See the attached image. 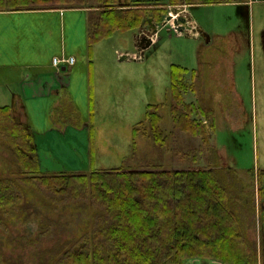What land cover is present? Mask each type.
Segmentation results:
<instances>
[{
	"label": "rangeland",
	"instance_id": "rangeland-1",
	"mask_svg": "<svg viewBox=\"0 0 264 264\" xmlns=\"http://www.w3.org/2000/svg\"><path fill=\"white\" fill-rule=\"evenodd\" d=\"M91 1L75 0L76 4L70 7L86 8ZM166 1L133 0L141 5ZM244 2L248 3L188 8V23L197 24L192 28L196 36H188L189 32L180 36L169 23L159 24L157 45L145 52L143 61L119 57V53L128 50L138 52L133 42L138 31L119 33L88 47L87 14L69 9L66 4L40 7L68 9L62 15H34L21 20H28L27 30L40 31L39 39L49 45L55 37L50 56L59 55L61 48L67 46L78 62L66 72L72 77L70 88L78 114L65 110L54 119L52 103L46 101L37 102L31 109L40 137L37 142L43 172L48 174V168H55L59 172L89 173L91 126L97 169L131 167L138 171L160 165L166 170H213L227 191L230 209L239 220L256 264H264V0ZM172 9L175 16L185 14V8ZM175 64L197 70L200 75L196 89L190 87L185 101L215 113V134L207 118L195 114L205 123L210 136L208 146L201 138L183 135L174 128L170 86L171 66ZM91 75L94 120L90 118ZM185 80L191 85L190 74ZM150 104L160 108L168 145L159 150L147 137L145 142L138 141L135 152L133 127L145 120ZM21 174L22 168L0 138V179H17ZM95 214L93 208L74 205L55 212L27 191L26 204L19 209L0 207V254L4 264H55L57 259L51 251L67 246L77 248L83 236L90 233ZM188 263L222 264L200 259Z\"/></svg>",
	"mask_w": 264,
	"mask_h": 264
},
{
	"label": "trees",
	"instance_id": "trees-1",
	"mask_svg": "<svg viewBox=\"0 0 264 264\" xmlns=\"http://www.w3.org/2000/svg\"><path fill=\"white\" fill-rule=\"evenodd\" d=\"M239 2L241 0H167L141 5L132 0H93L86 7L89 9V47L111 38L116 32L139 29L148 23L149 13L161 24L172 6ZM54 3L79 8L70 7L76 4L75 0H0V12L44 9L40 7ZM187 74L192 76L191 85L185 80ZM199 76L197 70L171 66L170 88L174 100L171 111L176 130L195 139L201 138L208 146L210 136L205 123L195 114L206 117L215 134V113L185 101L190 87L196 89ZM159 111V106L148 105L145 120L133 127L135 152L139 148L138 141L145 142L147 137L152 138L159 150L168 145ZM93 116L91 108L90 117ZM0 138L22 168L21 177L17 179H0V207L19 209L26 204L27 191H32L55 212L69 205L96 211L90 233L83 236L77 248L67 246L51 251L57 259L55 264H189L192 259L256 264L240 231L239 220L230 209L227 191L213 170H166L160 165L138 171H132L131 167L97 169L91 126L89 173L47 174L41 170L33 133L15 117L10 107L0 109ZM161 156L164 158L165 154ZM0 264H4L1 254Z\"/></svg>",
	"mask_w": 264,
	"mask_h": 264
},
{
	"label": "crops",
	"instance_id": "crops-1",
	"mask_svg": "<svg viewBox=\"0 0 264 264\" xmlns=\"http://www.w3.org/2000/svg\"><path fill=\"white\" fill-rule=\"evenodd\" d=\"M244 1L245 0H241V2L239 3H248ZM225 5H232V4H225ZM183 8H185L187 13L186 16L188 17L189 12L187 9L190 7L186 6ZM69 9H73V8H69ZM75 9L81 10L82 13L85 12L87 16H89L88 8L81 7ZM67 10L68 9L66 8H52V9L44 8V9H37L31 11L0 12V109L4 107L12 108L15 117L21 123L25 124L29 128V130L33 133V138L42 171L45 170L42 164V157H41L42 153L40 152L37 142L39 134L36 132V130L38 128L36 127V122L33 121V119H31V109L34 108V105H36L37 102L46 101V103L48 104L52 103L51 110L53 115L52 117L54 119H56L55 117L56 114H60L62 113V111L65 110H71L74 111L76 114H78L79 107L77 106L76 97L74 96V94H72V90L70 88V84H71L70 82H72V77L70 76L69 73H66L67 70L64 68V66L58 68L54 65V58L56 57L60 58L63 56L74 57L75 54L69 51L68 47L66 46L65 48H61L59 55L50 56L48 54L49 48L51 45L55 44V37L52 40V44L49 45V43L46 40L39 39V35H42L40 31L38 30L34 31L33 29L27 30L28 28L27 26L29 25L28 20L26 21H21V20H24V18H28L29 16H34V15H45V14L62 15L63 13H66ZM189 25L190 27L197 26L195 21H193V23ZM55 26L56 24H53L54 28ZM156 26H158V24L151 17V13H149L147 24H144L137 30H131V31H138V34L135 33L133 35L135 50L138 51L140 47L141 48L147 47L149 45L148 38L142 36V31L147 32L148 33L147 35H150L151 33L157 34L155 29ZM53 27L51 29L54 30ZM119 33H126V32H116L113 36H111V38L112 37L114 38V36ZM156 34L154 35L155 43L151 45L149 48L147 47L145 52L149 51L151 47L157 45ZM86 40L87 43L89 44L88 26L86 27ZM80 44H82V41L80 42ZM80 44L79 46L81 47L82 45ZM40 47H42V49ZM133 53L136 52H132L131 50H128L126 52L119 53V57L121 59L127 60L126 55L127 54L132 55ZM90 80L92 81V85H90L89 88L90 108L93 109L94 93H93L92 75L90 77ZM90 118L91 120H94L93 117ZM56 122L57 121H54V124L60 128V126ZM64 125L68 126L69 123L65 122ZM49 131H52V129L50 128ZM48 169L50 170L49 173L59 172L55 168H48Z\"/></svg>",
	"mask_w": 264,
	"mask_h": 264
},
{
	"label": "built area",
	"instance_id": "built-area-1",
	"mask_svg": "<svg viewBox=\"0 0 264 264\" xmlns=\"http://www.w3.org/2000/svg\"><path fill=\"white\" fill-rule=\"evenodd\" d=\"M176 32L178 34H181V31L178 27H174ZM143 50L140 51L139 54H135V55H132L131 58L133 59H137V60H143ZM76 63V59L75 57L71 56V57H67V56H63L61 58H54V65L57 66V67H61L62 65H65L66 67H73Z\"/></svg>",
	"mask_w": 264,
	"mask_h": 264
},
{
	"label": "bare ground",
	"instance_id": "bare-ground-1",
	"mask_svg": "<svg viewBox=\"0 0 264 264\" xmlns=\"http://www.w3.org/2000/svg\"><path fill=\"white\" fill-rule=\"evenodd\" d=\"M172 16H173L174 18H176V17H179L180 15L175 16V14H172ZM180 22H181V21H180ZM175 23H176V25H177L178 27H187V26H185V25H186L185 22H182L183 24H179V23L176 21Z\"/></svg>",
	"mask_w": 264,
	"mask_h": 264
},
{
	"label": "water",
	"instance_id": "water-1",
	"mask_svg": "<svg viewBox=\"0 0 264 264\" xmlns=\"http://www.w3.org/2000/svg\"><path fill=\"white\" fill-rule=\"evenodd\" d=\"M167 19H168V20H171V15H169V16L167 17Z\"/></svg>",
	"mask_w": 264,
	"mask_h": 264
}]
</instances>
